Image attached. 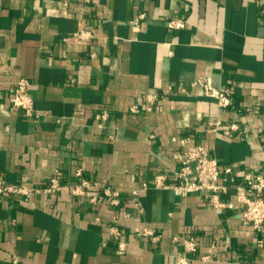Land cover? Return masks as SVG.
<instances>
[{"label": "crops", "instance_id": "1", "mask_svg": "<svg viewBox=\"0 0 264 264\" xmlns=\"http://www.w3.org/2000/svg\"><path fill=\"white\" fill-rule=\"evenodd\" d=\"M263 2L0 0V176L40 185L55 170L72 180L81 167L124 192L118 207H92L68 188L28 201L0 197V264H176L172 236L181 233L198 240L192 264H264V247L240 219L243 186L222 192L231 206L218 211L202 193L179 197L151 183L157 173L173 181L181 158L173 137L203 145L237 180L264 175ZM177 17L184 27L168 28ZM80 28L92 37L74 38ZM21 77L38 121L10 109ZM223 88L232 99L226 108L215 97ZM150 93L158 99L147 110ZM102 110L106 119H97ZM214 119L244 131H214ZM144 181L138 212L131 191ZM109 223L128 242L124 254L115 252ZM144 226L161 234L156 243L136 237L134 228ZM206 253L212 257L203 262Z\"/></svg>", "mask_w": 264, "mask_h": 264}, {"label": "built area", "instance_id": "2", "mask_svg": "<svg viewBox=\"0 0 264 264\" xmlns=\"http://www.w3.org/2000/svg\"><path fill=\"white\" fill-rule=\"evenodd\" d=\"M260 17L264 20V2L259 7ZM144 17V13H140L134 19L137 23ZM167 27L178 30L184 27L185 19L181 17L171 18L167 21ZM92 31L88 28H80L75 31L72 36L78 40L86 41L92 37ZM197 85H203V80L198 79ZM30 82L26 78H19L14 85L13 95L10 99V109L19 110L22 114L32 120L38 121L40 115L35 110L34 100L30 93ZM217 104L221 108L231 105L232 99L228 93V89H220L216 95ZM158 99L157 94L150 93L146 95V109L150 110ZM132 112H137L138 107L132 105ZM107 110H102L96 114L97 119H106ZM214 131H222L226 135L234 132H243L236 123L223 124L219 119L209 121ZM173 141H177L181 145V158L179 166L173 171L172 183H167V175L165 173H157L152 178V185L156 188L170 189L176 196L186 197L193 193H202L206 201L215 209L223 210L230 207L231 203L222 200L221 193L230 185L236 187L243 186V210L241 212L242 223L252 227L255 235V244L257 247H264V239L262 233L264 231V175L263 174H244L237 180L234 170L231 166L225 165L212 156L208 149L201 144H191L187 138L173 137ZM149 183L144 181L141 188L131 191L133 205L138 212H142L143 208L139 200L140 191L148 188ZM63 188H68L70 194L74 197L87 198L89 204L94 207L100 201H106L112 207H118L122 203L124 192L111 187V185L95 179L87 177L81 167H77L73 171V179H64L58 170L40 185L29 183L26 178H22L17 183H9L0 176V197H21L28 201L32 195L46 194L54 195ZM126 217H131L130 212L125 213ZM117 216L114 215L113 219ZM108 233L114 241L115 252L124 254L128 248V242L123 238L122 230L114 223H109ZM134 233L138 238H146L150 243H156L161 234L153 228L135 227ZM172 241L179 250L176 254V264H192L196 259L198 251V240L195 235L191 234H175ZM107 238L104 239L103 245L107 244ZM212 254L206 253L199 257L203 262L211 259Z\"/></svg>", "mask_w": 264, "mask_h": 264}]
</instances>
